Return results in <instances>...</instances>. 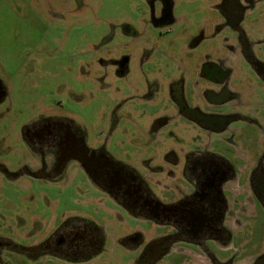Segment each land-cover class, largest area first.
<instances>
[{
  "label": "rangeland",
  "instance_id": "1",
  "mask_svg": "<svg viewBox=\"0 0 264 264\" xmlns=\"http://www.w3.org/2000/svg\"><path fill=\"white\" fill-rule=\"evenodd\" d=\"M148 1L0 0V80L6 87L0 101V237L26 245L45 239L60 225L83 219L102 226L106 233L103 249L90 260L67 261L51 255L34 260L7 251L6 264H134L135 252L117 238L132 231L145 235L162 231L148 220L129 216L94 187L75 163L56 181L31 177L20 169L35 160L21 141V127L44 116L60 117L77 126L89 143L105 145L115 158L134 167L150 158L154 165L162 163L167 131L162 128L154 141L149 132L153 121L169 107L171 74L163 72L186 70L187 92L193 97L187 73L193 71L195 60L209 49L224 55L234 36L223 29L189 49L190 36L200 28L206 36L212 33L209 1L174 0L180 21L153 30L142 22L147 18ZM242 28L261 41L253 53L264 66V1L246 12ZM132 29L143 32L141 39L132 36ZM144 48L150 51L148 62L141 66L133 61L128 75L114 72L115 59L123 54L139 59ZM231 66L236 74L230 85L244 91L246 111L258 122L234 125L243 136L242 150L253 163L264 154V85L243 59L232 61ZM158 67L160 74L155 72ZM142 72L158 78L157 99L140 98ZM112 115L116 125L111 128ZM212 143L221 149L220 142L213 139ZM243 163L236 160L237 166ZM159 174L150 175L151 187L163 200L165 182ZM246 222L235 245L252 251L261 248L263 214L256 211ZM187 262L188 257L173 253L161 264Z\"/></svg>",
  "mask_w": 264,
  "mask_h": 264
},
{
  "label": "flooded vegetation",
  "instance_id": "2",
  "mask_svg": "<svg viewBox=\"0 0 264 264\" xmlns=\"http://www.w3.org/2000/svg\"><path fill=\"white\" fill-rule=\"evenodd\" d=\"M207 1L214 16L212 33L206 36L200 28L190 36L189 49L223 29L233 33L234 43L225 46L224 55L209 49L195 60L193 71L187 73L193 97L187 92L186 70L163 72L171 74L169 107L157 116L149 132L154 141L162 128L167 131L162 163L154 165V158H150L134 167L119 161L105 145H92L82 129L60 117L31 119L21 127V141L35 159L32 165L20 168L23 173L56 181L75 163L94 187L129 216L148 220L162 229L153 235L132 231L117 238L127 250L135 252L134 264H161L173 253L188 257L185 264H264V245L252 251L234 243L256 211L264 218V154L250 163L251 158L242 150L243 136L235 123L258 122L246 111L244 91L230 85L236 74L231 63L236 59H243L264 85V66L253 53L254 45L261 41L242 28L246 12L264 0ZM148 3L147 18L142 22L149 23L150 29L180 21L175 16L174 0ZM132 32L141 39L142 31ZM149 54L144 48L139 59L121 55L114 60V72L128 75L133 61L138 60L142 66L149 61ZM155 72L162 71L158 67ZM142 74L145 80L140 98L157 99L158 78ZM5 96L6 87L0 80V101ZM114 118H110L111 128L116 125ZM236 136L242 137L236 140ZM213 139L222 144L221 149L216 148ZM238 159L244 161L241 166L236 165ZM152 173H160L164 179L163 200L151 187ZM105 236L102 226L83 219L60 225L45 239L26 245L0 237V264H6L7 251L34 260L46 255L67 261L90 260L103 249Z\"/></svg>",
  "mask_w": 264,
  "mask_h": 264
}]
</instances>
